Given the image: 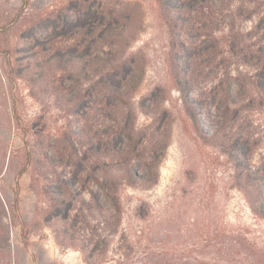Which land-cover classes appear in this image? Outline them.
I'll use <instances>...</instances> for the list:
<instances>
[{
	"label": "rangeland",
	"instance_id": "374dc122",
	"mask_svg": "<svg viewBox=\"0 0 264 264\" xmlns=\"http://www.w3.org/2000/svg\"><path fill=\"white\" fill-rule=\"evenodd\" d=\"M179 2L189 9L167 11L160 0H0V264H264V194L255 189L264 99L240 91L225 123L212 90L238 70L264 78V0H208L205 16L197 1ZM89 6L97 15L116 10L121 34L89 40L76 21L52 33V16L75 18ZM98 23L85 27L99 32ZM230 24L241 33H228ZM120 57L136 68L133 91L104 107L98 66ZM190 68L195 82L178 84L175 73ZM88 94L95 101L82 122L74 99ZM80 127L71 138L84 143L75 173L69 136ZM118 136L125 145L106 147ZM149 153L158 163L144 159Z\"/></svg>",
	"mask_w": 264,
	"mask_h": 264
},
{
	"label": "trees",
	"instance_id": "16d2710c",
	"mask_svg": "<svg viewBox=\"0 0 264 264\" xmlns=\"http://www.w3.org/2000/svg\"><path fill=\"white\" fill-rule=\"evenodd\" d=\"M173 2H177L176 5L171 4L170 2H165V0H160L162 7L167 10V11H171L172 9L176 10H180V11H184L186 9H189L187 7H189V4L186 3H181L179 2V0H172ZM192 2L198 3V7L195 8V11L202 15L205 16V8L206 6H208V0H191ZM220 1V0H219ZM188 5V6H187ZM93 7V6H91ZM91 7H85L86 10L79 12L78 11V16L75 18H71L70 14L65 12V11H60L57 15L52 16V33L56 32V28L61 27V31L62 32H67L70 30V26H72V22L76 21L77 22V28H81L80 32H78L79 35H85L87 36V39L91 40L94 38H97L98 36H102L103 40H107L106 36H116L117 34H121L120 32H115L113 31L114 26L112 25L114 18L112 16L113 13L116 14V10H108L107 13H103L100 11V15H97L96 13H92L91 12ZM208 9V8H207ZM118 13V12H117ZM106 14L110 15L111 17H108ZM73 19V20H72ZM98 21V26L99 27V32L96 31L98 29L95 28L96 24L93 26V28H86V26H91L92 22H96ZM183 23H186V25L188 26V28L190 29H195L194 25L186 22L184 20H182ZM177 22V21H176ZM89 23V24H88ZM101 24V25H99ZM259 25H262L264 27V16L261 17L260 19V23ZM80 26V27H79ZM233 31H235V34H240L241 30L239 28H237L236 30H234V25H227V32L228 33H233ZM77 33V31H75ZM89 42V41H88ZM264 48V46H263ZM258 49L259 54L262 55V51L264 49ZM52 54V58H59L60 53H58L57 50L53 51ZM65 56L71 61L72 60V56L64 51ZM106 54L108 55H112L111 52H106ZM54 55V56H53ZM99 59H101L99 56L97 57ZM186 59L192 60V57H185ZM103 63H101L98 67L100 68L99 70H101V72H103L104 76L100 77L97 81L96 84L103 90L102 91V96L99 98V101H106L109 100L111 97L113 98H118V99H123L124 96H130L129 94L133 91L132 87H131V82L132 81V73L133 71L136 69L134 67V65L131 63L130 60H128L127 58H122L120 57V59L118 61H116L115 63L109 61L108 59H104L102 60ZM193 61V60H192ZM111 62V63H110ZM143 69H139V71L142 74ZM81 73H83L85 75L86 69L84 67V65L82 66ZM227 76H225V78H220L213 86L212 90H213V95L215 96V98L218 99V101H216V108L221 109L222 110V117L224 118V122H227V118H229V112H236V105L237 102L236 100H234V97L241 91V92H246L248 97H251L252 94L253 95H258V93L260 94L261 99H264V78L262 79V77H260V75L257 73V71L255 73H250L249 70H238L237 71V75L232 76L229 75L228 73H226ZM175 80L178 83V80L180 77L183 76V78H186V83L188 84H193L192 82H195V78H196V73H195V69L190 68V69H186V70H181L179 73H175ZM186 76H189L188 78ZM263 80V82L261 81ZM179 84V83H178ZM89 90V88H88ZM182 90L183 92V88L180 89V91ZM89 95V94H88ZM247 97V98H248ZM245 100V99H244ZM75 102H77V105H79L78 109H77V114L78 116L81 118L82 122H85V110L88 109V106L86 103L88 102H94L95 99H91V96L89 95L88 101L86 99H80L78 97H76L74 99ZM183 102L185 104V108L186 111H188L191 114V117L194 121L195 125H198V120L195 116V107L193 102L186 97L185 95L183 96ZM110 103V101H109ZM101 104L104 107L106 106V103H102ZM100 103H98L96 106H99ZM222 122V123H224ZM220 123V122H219ZM132 126L129 127L128 131L125 132V137L128 138V140H132V134L134 131H132ZM123 130H121V134L123 136ZM82 133H84L83 128H79L77 129V131L70 133V142H71V149L73 152V166H74V171H76L75 173H77V171L81 170V164L84 160L83 156L84 153L81 152V150L84 148V143L80 142L79 143V147L76 146L75 142L71 139V138H79V136H82ZM217 133L216 131H214V133H211V136H216ZM74 136V137H72ZM112 144L109 143V141H105L104 144L106 145V147L109 146H114L115 144L117 145V143L122 144L123 143V138L118 136L117 138L115 137L114 139L112 138ZM100 141H98V143L94 146V151L95 153H99L100 151ZM122 145H125V143H123ZM126 147H128L127 152H129L131 149L129 148V143H126ZM123 151V150H122ZM117 152V150H116ZM116 154V153H115ZM144 159H148L152 162H157L160 160L158 159V157L156 155H154V153H149L148 157L144 158ZM104 164V162H103ZM145 166L150 167V165L148 164V161L146 162L144 160L143 163ZM106 165L104 164V167ZM109 167H107L106 169H108ZM127 174H129L130 179H134V177L136 176L135 171H133L132 169H128L127 168ZM249 174V173H248ZM261 179H260V183L259 185H257L255 187V189H259V192L261 194V196L264 194V168L261 171ZM250 176V175H248Z\"/></svg>",
	"mask_w": 264,
	"mask_h": 264
}]
</instances>
